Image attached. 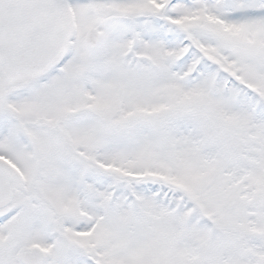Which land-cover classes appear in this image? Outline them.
Wrapping results in <instances>:
<instances>
[{
	"label": "snow or ice",
	"instance_id": "1",
	"mask_svg": "<svg viewBox=\"0 0 264 264\" xmlns=\"http://www.w3.org/2000/svg\"><path fill=\"white\" fill-rule=\"evenodd\" d=\"M0 264H264V0H0Z\"/></svg>",
	"mask_w": 264,
	"mask_h": 264
}]
</instances>
